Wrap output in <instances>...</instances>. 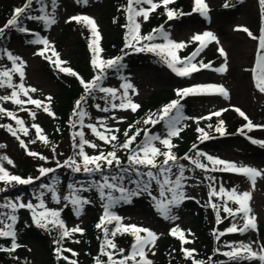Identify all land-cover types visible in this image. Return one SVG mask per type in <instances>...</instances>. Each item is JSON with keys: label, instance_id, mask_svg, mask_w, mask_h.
<instances>
[{"label": "rangeland", "instance_id": "obj_1", "mask_svg": "<svg viewBox=\"0 0 264 264\" xmlns=\"http://www.w3.org/2000/svg\"><path fill=\"white\" fill-rule=\"evenodd\" d=\"M114 1L87 0V3H84L82 0L80 2L78 0H56L57 5L55 6V11L52 8L49 13L55 17L56 23L47 27L42 26L37 21H32L34 23L31 24L30 28L34 29V31H42L41 38L47 39L59 54V58L66 62L61 65L62 67H70L85 82H90L98 74V70L94 69L91 63L93 56L90 57L89 51L84 52L86 48L81 43L79 32L76 29L68 30L66 24L68 19L77 15H86L94 19L97 22V28L102 30V36H100L101 42L99 43L102 49L99 53V58L102 59L110 45L105 38L108 36H116L118 30L122 33V30L128 24L126 18L120 19L117 23L113 21L111 14L117 13V9H119L117 4L115 6ZM121 1L124 2L126 8L127 0ZM26 2L27 0H0V6H6L13 10L21 4L23 6ZM205 2L209 9L207 18L200 14H191L189 18L170 21L168 22V26H171L169 35L172 41L188 44V41L191 40L193 35L211 32L217 38L218 42H211L210 45L212 47L206 50L200 58L198 57L196 59L197 62L202 60L205 64H208L209 61L217 60L213 63V67L202 69L199 72L193 73L190 77H179L172 70L156 69L145 63H132L129 71L131 74L129 79L135 89V91L131 90L129 98L133 103L137 104H142L155 93L174 91L197 85L222 86L228 92L227 99L220 95L187 96L185 100L187 104V116L178 126V128H182V131L179 137H171V140L176 146H179L178 143L181 144L184 140L188 144V149L192 146V143L188 141L189 132L196 126L206 123L209 119L203 118L208 117L216 111L227 109V111L222 112L221 116L232 119L233 116H237V112L234 109L239 108L254 124L264 125V93H261L256 88L252 72L259 50L258 39L254 40L246 32L239 30L248 28L257 37L258 32L260 34L261 30L264 29V9H262L259 0H205ZM225 4L228 7H225ZM125 14H127L126 11ZM12 15L10 14L6 17L3 13H0V28L6 25ZM124 21L127 22L125 25H122ZM138 23H140V32L145 30L146 22L142 18H140ZM75 28L79 29V26ZM7 30L10 31L13 29L6 28L5 31ZM124 33L125 36H128L125 38L130 39L128 27L124 29ZM157 39L151 41V43H165L164 40ZM146 43L149 42H143V44ZM221 48L226 55L222 59H219L217 54L220 53L219 49ZM41 50H44L42 44L27 45L22 42L19 43V40H17L13 43L10 53L13 56L21 58L25 63V76L22 81L25 87L37 89L35 93L30 92L29 95L33 99L43 101L44 104H48L47 97H51L50 108L55 113V116L47 115L43 111V108L37 109L32 104L26 103L24 108L27 111H25L21 110L20 106L13 104L10 100H0V107L15 113L18 118L25 122V127L29 130L27 136L18 132L20 139L24 140L26 145V147H22L16 137L12 136L6 128L0 127V145H4V147H0V157H7L13 164H8L6 160L0 161V163L3 164L10 174H24L28 172L34 175L35 173H40L39 168L41 167L51 169L60 168L57 162H59V165H64L66 161L75 158L76 138L74 134L77 131L79 132L76 129L78 125L76 124L75 127L69 128L62 135L58 129V124L61 121L58 114H61L63 112L61 111L62 107L67 105V90L81 89L83 86L76 77L60 72L56 67H53L54 64L38 55L37 53ZM188 52L190 53V51ZM45 55L52 57L51 50H47ZM52 59L55 60V57H52ZM214 65L218 68L226 65L227 70L223 73L213 71L212 69H215ZM3 67L11 69V61L8 59L3 60L0 64V71ZM13 83H21L18 74L13 75ZM11 91L12 89L0 88V96L10 95ZM20 98L25 101L27 100V97L22 94ZM89 101L86 104L90 115L84 118V126L87 129V138L91 143L98 145V147L91 148L86 145L84 146L85 153L92 156L101 153L103 151L102 149H108L109 147V149L111 148L109 152L116 151L117 155H124L125 153V155H128L125 149H120L119 146L116 147V149H120L119 151L114 149L113 145L116 141L105 143L99 140L86 125H96L100 132H105V128L100 125V121H103L109 129H119V132H114L113 134L120 138L121 130L134 117L135 112H132L130 109L121 110L111 107L112 103L118 105L121 99H110L108 104L101 97L92 102ZM97 104L102 108L108 107L109 111H99L96 108ZM30 111L36 112L35 119L29 115ZM63 113L65 115L68 112L66 110ZM0 117L1 122H4L5 118H7L10 122L9 125L14 129L18 128V125L11 118L3 115H0ZM77 118L79 119L78 116H76ZM33 124H37L42 128V134L47 137L48 144L43 143L36 137L35 128L32 127ZM85 128L83 127V129ZM256 130L250 137L257 140H264V129L257 128ZM166 134L161 133L159 136L164 137ZM32 140H36V142L32 143ZM249 142L251 143L245 137L240 138L236 136L234 138L216 141V143L211 141L205 143L204 146L207 151L218 155L220 158L234 162L237 166H250L257 169H264V148L259 145L250 144ZM154 144L164 149L163 145H160L158 141H155ZM77 149L79 148L77 147ZM28 151L36 152L46 159L41 160L39 156H29L27 154ZM192 157L194 158V155ZM77 162L79 163L78 160ZM173 173L177 174L176 171H173ZM222 177L223 186L230 189L236 188L241 193L248 192L251 196L249 202L252 209L251 215L256 217L257 230L253 234L252 232L245 233L241 236V239L245 243L252 241H257L258 243L264 242V178H257L253 186L246 177L239 174H229L226 172V174L222 173ZM172 178L175 179V175ZM210 180L213 182L211 178ZM210 180L201 172L185 177L182 182L184 185L182 191L186 195L185 199L179 206L173 207L172 209V215L177 217L175 220L164 219L157 212L155 202L149 195H142L141 198H137L132 204L127 205L119 211L118 214L123 220L122 224L147 228L158 234L159 239L156 241V247L153 249L155 255H151L149 252V258L154 264H162L161 258L163 257L164 251V239L166 235H171L170 230L173 227L178 226L180 229L184 228L189 233H195L200 228L202 217L200 216L201 213L198 204L195 201H201L207 197L208 187L211 183ZM79 185L72 184L74 188H80L81 186ZM56 187L58 188L57 194L61 197V203L59 204L55 203L51 199V193L45 190L41 192L37 191L24 197L22 202H31L33 205H38L42 198L46 207L49 209L61 210L64 207L71 206L70 203L63 200V196L69 195L70 189H66L62 184H57ZM79 194L91 200V203L85 206L91 210L89 212L87 210L83 211V214L78 218L76 216L74 217L72 212H68L64 220L71 228L79 226L85 231L90 232L93 223L92 215L95 214L94 211L103 215L106 201L101 200L99 194H95L92 191L80 192ZM153 195L159 199V193L153 192ZM167 195L170 196V194ZM4 204L6 203H0V205ZM66 204L67 206H65ZM37 211H42V209H37ZM5 213L8 215H16L17 220L15 225L18 228L35 226L31 219L32 212L27 208H17L15 213H13L11 208L0 207V214ZM209 217L207 215V227L208 225L209 227L212 226L214 221L213 214ZM0 219H5V217L0 215ZM5 223H10V221L5 219ZM40 230L44 231L41 228ZM102 234L103 232H99L98 236H102ZM22 239L23 241L19 240L18 245L20 246L16 249V253L20 257L28 258L34 264H41L45 259H49L54 252L53 245H50L47 240L38 238V236L30 234L24 236ZM187 244H191L193 247H199L200 242L195 240ZM222 261L227 262V258H223ZM180 264H189V262L184 259ZM241 264L249 263L241 262ZM251 264H259V262L253 261Z\"/></svg>", "mask_w": 264, "mask_h": 264}, {"label": "snow or ice", "instance_id": "obj_2", "mask_svg": "<svg viewBox=\"0 0 264 264\" xmlns=\"http://www.w3.org/2000/svg\"><path fill=\"white\" fill-rule=\"evenodd\" d=\"M80 2V0H78ZM84 3H87V0H83ZM175 0H127V6L125 11L127 13L128 24L126 27L129 29L130 39L126 38V47L134 48L136 51H146L150 53H154L161 58V60L167 65L169 69L172 70L179 77H190L193 73L199 72L202 69L211 68L210 64H205L202 60L197 62V57L200 53L208 46L209 43L213 41H217V38L211 32H204L202 34H196L192 36V41L198 42L199 46L193 51L190 55L186 57H181L178 52L187 47L185 42H175L169 38V35L163 30V28L154 29L153 33L148 35L141 36L140 34V23L137 22L138 17H143L144 21H147L151 12L156 11L158 8L163 7L165 9V13L169 20H173L178 18L179 16L184 15L182 12H178L175 9L169 8V5L173 4ZM194 8L193 12H197L200 15L207 18L208 15V5L205 0H193ZM259 3L264 9V0H259ZM33 5V0H27V2L22 6L15 9L12 17L7 21L6 25L0 28V36H3L6 28H16L17 31L26 33L28 29L21 26V17H26L29 20H38L42 21L45 25L51 26L56 23L55 17L46 13L45 9L42 8L41 11L45 12L43 15L34 16L29 14V9ZM53 11H55L56 0H52ZM143 5H147L145 8ZM228 7L227 4L224 5ZM78 23H84L86 26L90 27L92 37V41L89 44L90 50L93 52V59L91 61L94 69L98 70V74L90 81L85 82L74 70L70 67H62L61 65L65 64V61H62L59 58V54L55 51V49L51 46L50 42L47 39H42L39 36L31 43L34 44H42L44 46V50L39 51L37 54L44 57L50 63L54 64V66L62 73L67 75L76 77L80 84L83 86L85 91V96L81 97V100H78L76 103V108L73 112L74 116L79 117V122L81 128L84 127V118L87 113L81 108V101L87 102V97H94V93L99 91L101 93H105L112 100L117 99V90L108 87H102L101 83L103 81L104 73L106 69H111L117 66H120L121 57H116L115 59L103 60L99 58V53L102 49L99 46V41L101 39L96 22L94 19L88 16H74L70 18ZM246 32L252 39L259 40V50L257 53V58L255 62V66L252 69L253 79L255 81L256 88L264 93V29L261 30V35L259 37L254 36L247 28L239 29ZM160 38L165 41V43H151V41ZM135 41V44H133ZM141 41H148L149 43L142 44ZM218 42V41H217ZM136 45H141L140 47H136ZM51 50L52 57H55V60L52 57L46 56L45 52L47 50ZM220 55L225 56L224 50L219 49ZM7 58L11 61L12 67L11 69H5L0 71V88L12 89L10 95L0 96V100L2 101H11L13 104L20 106L21 110L27 111L24 108V105L32 104L35 105L37 109L43 108V111L49 115L54 117L55 113L50 108L51 97H47L48 104H44L43 101L38 99H33L29 93H35L37 89L35 88H27L22 82L25 76L24 67L25 63L21 58L13 56L10 52L7 53ZM217 72H225L227 70L226 65L224 67L218 69H212ZM18 74L21 80V83L14 84L13 83V75ZM124 92L122 97H120L121 102L117 105L115 103L111 104L113 109L119 108L121 110L130 109L132 112H136L140 105L137 103H133L129 98L128 92L129 89L133 88V85L130 83H125L123 85ZM21 94L27 97V100L21 99ZM189 95H220L225 99L228 98V92L222 86L216 85H197L182 89L176 90V96L180 99L173 100L167 105L163 106L160 109L159 115L156 113L150 114L143 123L145 125L151 124L155 126L160 123V121H166L167 124V134L164 137L159 135H152L149 131L144 129H137L135 133L129 136V130L124 131V136L126 140L119 145L120 148L128 150V162L131 167L134 168H148V169H156V172L151 170L147 171L143 175L147 177L142 183L139 181H135L136 188L128 189L122 185H117L111 183L108 177H105L103 183H98L95 185H91L89 187L81 186L80 188H74L72 185H69V195L63 196V200L70 203L72 208L75 211L77 216L83 214L84 207L91 203V200L85 197H82L80 192L90 191L92 187H95L96 191L99 193L101 200L106 201L104 204V215L101 217L100 222L96 225L98 229H101L104 233V241L101 246V256L107 257V264H154V262L148 258L149 252L151 255H155L153 249L156 247V241L159 239V236L154 231L138 227L136 225H123L121 223L122 218L118 215H115L110 211L117 203L130 202L132 197H136L143 193H147L151 196L152 200L155 202V207L157 212L167 220H175L177 217L172 215L173 207L179 206V204L185 199V194L182 191L184 180V172L185 166L183 164H179L178 161L181 159L177 157L172 149L176 147L172 143L171 137H179L182 128H178L177 125L180 123V120L183 118L181 113V105L180 100L189 96ZM101 99H105V97H101ZM106 103H109V100L105 99ZM96 108L102 112H108V107H101L99 104L96 105ZM173 111L176 112L175 116H172L171 113ZM223 111H227L224 109L222 111H216L211 113L208 117H204L203 119H211L212 116L220 117ZM236 111L245 121L246 124L239 130L241 134H245L244 129L246 128L248 132L253 131L254 129H264V125H256L253 121L239 108H235ZM0 115L7 116L15 121L18 128L14 129L11 125L0 124V127L6 128L7 131L17 140H19L22 147H26L24 140L20 139L19 133H23L25 136L29 134V130L25 127V122L18 118L15 113L12 111H8L7 109L0 107ZM29 115L35 119L36 112L30 111ZM136 123H140L137 121ZM224 120H220L218 126L215 127V131L219 133L221 136L226 135V128L224 126ZM101 127L105 128V132H100L96 125L89 124L88 127L91 129L92 133L101 141L105 143H112L118 140L117 135L113 134L114 132H119V129H109L103 121H100ZM32 127L35 128L36 137L45 144H48V139L45 135L42 134V128L33 124ZM209 128L212 125H208ZM144 132V141L143 143L136 144L135 148L132 145L136 142V138L140 136L141 132ZM197 131L201 133L200 139L207 140L211 138L209 133L206 132L203 128H197ZM108 133V134H105ZM74 136H79L78 143V156L82 158L83 164L77 162L76 159H71L70 161H66L64 165H59L60 167H69L73 172H100L103 170V165H107L111 167L115 164L117 167L121 166V160L117 156L116 151H110L107 153L101 152L99 155H88L84 151V146L87 145L91 148H97L98 145L91 143L87 139H85V134L81 131L75 133ZM252 144L259 145L264 148V140H257L252 137H248ZM158 141L160 145H163V148L166 150H162L160 147L155 146L154 142ZM32 143H35L36 140H32ZM0 147H4V145H0ZM115 147V145H114ZM195 147V146H194ZM27 154L29 156L37 157L39 159L45 160L46 158L42 155H39L36 152L28 151ZM163 157L162 160L158 158ZM201 157H205L204 153L197 152L196 158L185 155L182 159L189 161L195 168L204 170V171H223V172H232L236 174L243 175L246 177L254 186L257 178H264V169H257L250 166H237L234 162L225 161L220 158L213 157L211 155H207V161L212 165L211 169L208 166L201 162ZM6 160L8 164H13V162L7 157H0V161ZM92 166V167H90ZM173 167L178 169V173H173ZM129 169H124V171H128ZM55 169L51 168H39V172L41 176H47L49 173L54 172ZM136 174L139 176L141 173L137 170ZM175 175V179L172 176ZM112 179H116L113 177ZM155 181L156 185L159 189V199L152 194V182ZM0 182H4L5 184H15L19 185H27L32 184L33 178L29 177L27 179L21 178L17 175L10 174L2 163H0ZM55 182L53 185H43L48 192L51 193V199L59 204L61 203V197L57 194L58 188L56 187ZM107 190V191H106ZM113 191H117L120 193L119 197H114L112 195ZM167 194H170L167 195ZM219 196L220 198L226 197L223 203V212L227 213L228 216L236 218L237 216H241L243 223L238 226L236 223H233L231 227L227 228V233H237L244 234L248 231H256L257 223L256 217L251 215L252 209L250 207V193L248 192H238L236 188L231 190H226L224 187H220L217 191L216 189H211L210 197ZM238 205V207L233 208L227 206L228 202ZM67 206V204L65 205ZM212 208L216 211L217 222H221V217L219 210L217 209L216 204H211ZM0 207L11 208L12 212L15 213L17 208H27L32 212V222L36 227L44 229L45 231H50L51 229H57L59 231V243L61 240L65 238L71 237L73 234L79 233L83 234L84 229L79 226L69 229L64 220L61 219L60 210H53L46 207L44 200L41 198L40 203L38 205H33L31 202L29 203H15L9 201L4 205H0ZM37 209H42V211H37ZM5 217L6 220L10 221V223H5V219H0V238H8L11 240L10 248H0V251L4 252H14L20 245L17 244V232L15 231V224L17 217L15 214H0ZM112 221L116 222L115 229L110 231L106 224H110ZM51 226V227H50ZM117 233L121 234H130L134 237V243L131 245L130 254L124 256L123 249H117V245L113 242L109 237H115ZM143 234V235H142ZM170 234L174 237H177L182 245L190 243L189 240L185 238L184 232L177 226L173 227L170 230ZM217 236V240H219L220 236L225 235V232L214 233ZM79 243L80 241H75ZM256 244L257 248H254L253 245ZM230 250L222 253L223 256L227 257V262L224 264H241L242 261H248L249 264L253 261H258L259 264H264V242L258 243L257 241H252L249 243L239 242L238 244H228L226 245ZM107 249H112L113 251H108ZM185 252L186 258H191L193 256V250L182 249ZM63 251L71 252L72 256H77L78 254L71 249H63ZM219 251V250H217ZM61 249H57V254L59 258V254ZM114 253L120 255L122 258L116 259L114 258ZM65 260H68V257H63ZM68 264H77L76 260H69ZM96 264H104L100 258H96ZM192 264H204L203 261L193 260Z\"/></svg>", "mask_w": 264, "mask_h": 264}, {"label": "trees", "instance_id": "obj_3", "mask_svg": "<svg viewBox=\"0 0 264 264\" xmlns=\"http://www.w3.org/2000/svg\"><path fill=\"white\" fill-rule=\"evenodd\" d=\"M52 0H35L33 3L32 7L29 9V14L30 15H36L38 12H42L41 9L44 8L45 11L48 8L49 2ZM114 4L119 8L117 9V13L111 14V17L115 23L119 22V19H122L124 17H127V14H125V5L124 2L121 0H115ZM21 6V5H20ZM19 6V7H20ZM144 7V5H143ZM18 8V7H17ZM169 8L175 9L178 12L184 13V15L179 16L176 19H185L186 13L189 11H193L194 8V3L190 0H175V2L171 5H169ZM16 8L11 10L9 7L6 6H0V13H3L6 17H8L10 14L14 13ZM141 17L137 18V22L139 21ZM168 17L165 13V9L162 7L156 12L152 13V16L149 20L146 21L145 25V30L141 31V36L142 34L148 35L150 33H153L154 29H159L163 28V30L169 35L170 28L168 26ZM29 19L26 17H21V26L24 28L28 26L29 24ZM170 21V20H169ZM172 21H176L173 19ZM125 24V21L124 23ZM76 26H79V29L75 28ZM126 28V27H125ZM124 28V29H125ZM67 29H76L79 32L80 35V40L81 43L85 46L86 49H84V52H90V57H92L94 54L89 48V44L94 39L91 34V30L88 26H86L84 23H78V22H70L67 25ZM124 29L122 30V33H120V30H118V34L114 37H107V41L110 43L108 50L105 51L103 55V60H108V59H115L116 57H121L122 59L120 60V66L111 68V69H106L104 73V79L101 83L105 84L108 80L110 79H118L121 82L123 81V85L125 83H128V75H130V69H131V64L132 63H145L148 66L154 67L156 69H169L167 65L161 60L159 56H157L154 53L146 52V51H136L134 48H128L126 47V38L128 36H125ZM129 31V29H128ZM22 39L23 43L25 44H30L31 41H33V36L29 35L27 33H22L17 30H10L6 33L3 34V36H0V58H4V56H7V53H9L11 46L14 42V40ZM160 39V38H158ZM199 46V43H189L187 47H185L179 55L181 57H186L190 55L193 51L196 50V48ZM128 48V49H127ZM190 51V53L188 52ZM206 52V49H204L202 53ZM186 54V55H185ZM199 55V56H200ZM198 56V57H199ZM171 70V69H169ZM122 80V81H121ZM123 85H120V87L123 89ZM67 99V105L65 107H62L61 111H66L68 113L61 112L59 114L60 117V122L58 124V129L59 132L63 135L67 132L69 129L68 126H70L73 123L72 113L74 111V102L76 100H79L80 97L83 95L81 89H69L66 92ZM70 96V97H69ZM85 96V95H84ZM100 94L98 91L94 93V97H87V102L89 100H95L100 98ZM107 96V95H105ZM120 97H122V94L120 93ZM71 99V100H70ZM106 99H109L107 96ZM180 99L176 96V93H173L172 91H163L160 93H155L151 97H149L145 102L140 104V108L135 112L134 117L127 122V124L123 127L121 130V136L118 138L116 143L114 144L116 147L121 145L125 140L126 137L124 136V131L131 130L129 131V136L133 135L137 129H144V128H149V132L152 135H155L154 131H151L153 127H156L159 131L162 132H167V124L166 121H160V123L156 124L155 126L148 124L145 125L143 121L153 113H156L159 115L160 109L170 103L173 100ZM86 102V103H87ZM86 103L84 101H81V108L88 114ZM180 105H181V113L182 117H184L183 111H184V98L180 100ZM63 115V116H62ZM172 116L176 115V112L173 111L171 113ZM183 119V118H182ZM181 119V120H182ZM180 120V121H181ZM224 120V126L226 128V135L221 136L219 133L215 131V127L218 126L219 121ZM7 121V120H6ZM137 121H140V123H136ZM212 125L211 128L208 127V125ZM243 124V121L241 117L236 116L232 117V119H229L225 116H220V117H212L210 120H208L206 123L196 126L194 129H192L189 133L188 136V141L192 143V145H197L198 143L203 144V143H209V142H215L222 140V139H229L235 136V129L238 127H241ZM203 128L206 132L209 133V136L211 138L207 140H201L200 136L201 133L197 131V128ZM247 131H245V134ZM143 133L141 132L140 136L136 138V144L143 143L144 138L141 137ZM183 140V143L179 146H176L172 149V152L177 156L180 157L181 159L178 161L179 164L186 163L184 159V154H187V152L190 150L188 149V144ZM79 143V138L78 141H76V149L74 150L75 155H76V160L79 161V163L82 165L83 161L82 158L78 156V149L77 145ZM113 145V146H114ZM120 148V147H119ZM121 149V148H120ZM120 149H116L119 151ZM111 150L109 149H103L102 152L107 153ZM200 152L202 151L199 150ZM100 154V153H99ZM96 154V155H99ZM159 160H162L163 157L158 158ZM121 166L117 167L115 164H113L111 167L107 165H103V170L100 172H92V173H85L83 171L81 172H73L70 168L67 167H61V168H55V171L52 173H49L47 176H41L40 173H35L32 175L31 173H16L17 176H20L21 178L27 179L29 177L33 178V183L32 184H27V185H19L15 184L13 186L12 184H5L4 182H0V203H8L9 201L17 203L18 200L22 199L23 197L29 196L32 194V192L35 191H42L45 190L48 192V190L43 187V185H53L55 182L58 181V183L62 184L65 186V188H69V185L72 184H80L81 186H86L89 187L87 184H98V183H103V180L105 177H108L110 182L117 184V185H122L125 188L128 189H135L136 188V183L135 181L143 182L144 180L147 179L146 176L143 174L146 173L147 171L151 170L153 172H156V169H148V168H143L139 167L134 168L129 165L127 157L121 159ZM202 163H206L205 160L201 159ZM92 167V166H90ZM129 169L127 172L124 171V169ZM174 168V167H173ZM189 168V166H188ZM139 171L141 175H137L136 171ZM186 170V169H185ZM115 177L116 179H112ZM155 181L152 182V186ZM56 183V185L58 184ZM79 185V186H80ZM93 190L96 191L95 187H92ZM134 197L131 198L130 202ZM223 203L224 199L218 200L217 202V207H219V213H225L223 212ZM227 206L236 208V205L232 204L231 202H228ZM111 209V212L116 213ZM119 208V207H118ZM203 214H204V220L200 223V229L199 231L194 235H185V238L187 240H198L200 242L199 247L193 248L195 251L193 252V256L191 258H187L188 260L192 261H203L204 264H212L211 259L214 258L215 256H212L214 253V250L216 248L220 249L221 251H229L230 249L226 247L228 244H238L239 242H244L241 239V236L244 234H241L239 236H236V238H233L234 233H227L226 230L227 228L231 227L233 223H236L238 226L242 225L243 220L242 218L240 219L241 216H237L236 218L227 216L225 221H222L217 227H211L209 229L207 227V215H208V207L206 205L203 206ZM68 212H72L74 214V209L71 207L65 208L63 211L61 210V219L62 217H66V214ZM216 212V211H215ZM217 214V213H216ZM99 216L95 215L93 218V225L90 230V232L84 231L83 234H73L69 238H65L61 240L59 243H57V240H59V231L57 229H51L50 231H41L38 230L35 226L32 227H22L17 229L15 227V231L17 232V240L18 238H22L20 236H28V235H34L38 236V238L42 240H47L50 245H53L56 249V253L51 255L49 259H45L41 264H68L69 260H76L77 264H96V258H100L104 264H107V257L106 256H101V246L104 241V237L102 239L98 238L96 239V236L98 232H103L101 229H98L96 225L100 222V219L98 218ZM209 217V216H208ZM210 218V217H209ZM66 224V221H64ZM106 227L109 228L110 231L115 229L116 222L112 221L110 224H106ZM51 227V226H50ZM219 232H225L226 234L223 236L219 237L218 242L215 244L214 238L217 239V236L214 233H219ZM27 234V235H26ZM104 236V233L102 234ZM110 239L113 240V242L117 245V249H123L124 250V256L126 254V251L131 249V245L134 242V237L130 234H121L117 233L115 237H109ZM79 240V243H76L75 241ZM245 243V242H244ZM125 245V247H124ZM215 245V246H214ZM77 246V247H76ZM86 246H89L86 249ZM11 247V240L8 238H0V248H10ZM254 248H257L255 245H253ZM61 249V252L57 254V249ZM71 249L72 251L76 252L78 255L77 256H72L71 252H66L63 251V249ZM164 248H165V254L163 256V264H180L182 262L183 257H185V252L182 250L183 249H188V250H193L190 248L185 247V245L181 243V241L174 236H166L165 237V243H164ZM108 251H113L112 249H107ZM182 250V251H181ZM63 257H68V260H65ZM114 258L120 259L122 258L120 255L114 253ZM87 260V262H86ZM0 264H34L32 263L28 258L25 257H19L16 252H4L0 251ZM131 264V262H129Z\"/></svg>", "mask_w": 264, "mask_h": 264}]
</instances>
